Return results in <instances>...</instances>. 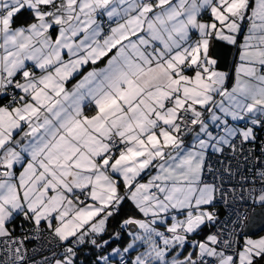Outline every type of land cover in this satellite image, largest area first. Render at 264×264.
Segmentation results:
<instances>
[{
	"label": "snow or ice",
	"instance_id": "6c2138e0",
	"mask_svg": "<svg viewBox=\"0 0 264 264\" xmlns=\"http://www.w3.org/2000/svg\"><path fill=\"white\" fill-rule=\"evenodd\" d=\"M0 264H264V0H0Z\"/></svg>",
	"mask_w": 264,
	"mask_h": 264
}]
</instances>
